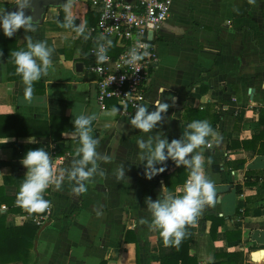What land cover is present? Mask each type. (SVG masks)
<instances>
[{"label":"crops","instance_id":"0c3cea01","mask_svg":"<svg viewBox=\"0 0 264 264\" xmlns=\"http://www.w3.org/2000/svg\"><path fill=\"white\" fill-rule=\"evenodd\" d=\"M17 3L0 0V14L14 12ZM99 17L85 1H65L48 8L35 31L20 29L8 38L0 30V139L8 140L0 144V207H7L0 212L6 215L0 241L12 243L10 250L0 247V264H264V0H173L143 104L149 112L160 103L169 108L147 134L131 125L135 111L112 116L119 109L113 100L107 109L100 107L95 77L88 72L96 61L92 50L99 37L91 29ZM30 41H45L52 55L29 101L10 59L28 50ZM81 115L96 116L91 127L99 159L93 176L82 182L86 191L78 193L69 174L80 158L73 121ZM196 120L207 121L214 133L190 155L203 157L215 204L205 205L185 226L178 246L165 245L151 225L147 198L182 196L178 189L185 182L175 187L167 182L182 165L169 159L156 165L164 171L146 178L147 160L141 158L146 150L137 141L157 134L169 143L186 141L188 125ZM37 148L53 158L57 175L65 170L64 180L45 191L54 205L52 220L38 227L37 238L21 236L26 244L16 259V233L8 230L34 225L26 215L40 214L16 203L27 172L20 161ZM121 168L124 176L118 179ZM254 253L261 255L254 260Z\"/></svg>","mask_w":264,"mask_h":264},{"label":"clouds","instance_id":"9594fccd","mask_svg":"<svg viewBox=\"0 0 264 264\" xmlns=\"http://www.w3.org/2000/svg\"><path fill=\"white\" fill-rule=\"evenodd\" d=\"M31 7V0H18V8L14 12H4L0 14V30L4 36L12 38L20 29L25 32L35 31L32 18L25 16L24 9ZM71 21L69 20V26ZM83 29H81L82 31ZM110 43V42H109ZM146 54V53H145ZM16 72L22 76L26 85V98L32 99V84L42 76L47 75L48 66L51 63L52 49L46 45L45 41L28 44V50H19L12 53ZM130 59L126 61L133 65L143 58L135 49L129 53ZM106 55H99L100 62L106 61ZM165 89L161 88L163 93ZM169 108L168 103H160L154 111L149 112L148 105H136L134 117L130 123L135 129L142 133H151L162 120V113H166ZM119 111L113 108L111 115L115 116ZM96 119L92 116H78L73 121L75 134L79 137V147L76 155L80 157L76 160L75 167L69 174V179L75 180L79 185L75 189L78 193L86 191L84 181H88L97 168L99 155L96 151L98 140L92 138V121ZM191 130L187 134V140H173L171 143L166 138H161L157 134L154 138L150 135L147 142L143 139L137 141L141 150H146V155L141 158L147 160L145 165V176L151 179L158 172L164 171L165 161L171 159L176 166L181 165L189 169L188 179L185 181L183 195L174 197L170 194L164 195L161 199L154 202L150 197L149 210L151 212V225L160 230L165 245H179L185 236L184 228L187 224L195 222L196 217L201 213L205 205L215 204V188L213 182L207 178L203 168V157L200 154L190 155L196 149L206 144V138L214 135L210 124L207 121H193L188 125ZM8 140L0 139V144L7 143ZM105 161L109 158L103 157ZM21 164L27 169L25 180L21 184L17 194V205L26 209L29 213H43L49 207V202L44 199L45 191L52 185L56 188L61 186L64 180V169L57 175L52 167L50 156L42 148L28 150L21 159ZM91 165V168L87 166ZM87 168V170H85ZM124 176L123 168L120 169L118 179ZM141 223H147L141 220ZM260 253H254L253 259L260 257Z\"/></svg>","mask_w":264,"mask_h":264},{"label":"built area","instance_id":"2783aa9c","mask_svg":"<svg viewBox=\"0 0 264 264\" xmlns=\"http://www.w3.org/2000/svg\"><path fill=\"white\" fill-rule=\"evenodd\" d=\"M65 1H85L100 15L97 25L91 29L99 40L98 47L92 50L96 61L88 66V72L95 77L101 109H107L108 101L113 100L123 115L136 111V105L144 104L152 75L158 68L160 56L157 43L164 23L171 17L173 0ZM114 47L118 50L115 54ZM132 49L143 58L129 65L126 61L130 59ZM99 55H106L108 59L100 62ZM207 146L211 147V144ZM50 161L52 164V157ZM183 188L179 187V193H183ZM44 199L49 202L45 212L32 217L26 215L37 227H43L53 217L54 205L50 199ZM6 208L0 207V212Z\"/></svg>","mask_w":264,"mask_h":264},{"label":"trees","instance_id":"16d2710c","mask_svg":"<svg viewBox=\"0 0 264 264\" xmlns=\"http://www.w3.org/2000/svg\"><path fill=\"white\" fill-rule=\"evenodd\" d=\"M14 59H10V61H13ZM198 113H200L198 111ZM1 134V133H0ZM1 136V135H0ZM189 176V169L186 168L185 166H181L175 175H171L170 177H168L167 182L169 187H175L177 184H181L183 182H185L187 180ZM6 218L5 214H0V220ZM9 232H13L16 233V247H18L19 249H16V259L19 258L20 255V251L22 250L23 246L26 244L24 242V239H21V236L28 235L32 238H37L38 234L40 232V228L34 226V225H29V224H24L22 227H16L14 229L8 230ZM8 247L9 250L12 246V243H4L2 244V242L0 241V247ZM12 254H4L2 256V258L4 259H12Z\"/></svg>","mask_w":264,"mask_h":264},{"label":"water","instance_id":"95a60500","mask_svg":"<svg viewBox=\"0 0 264 264\" xmlns=\"http://www.w3.org/2000/svg\"><path fill=\"white\" fill-rule=\"evenodd\" d=\"M64 2V0H31V7L24 9L25 16L31 17L34 24L41 23L48 8L61 6ZM17 8L18 3L15 7V11Z\"/></svg>","mask_w":264,"mask_h":264}]
</instances>
